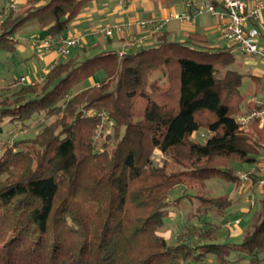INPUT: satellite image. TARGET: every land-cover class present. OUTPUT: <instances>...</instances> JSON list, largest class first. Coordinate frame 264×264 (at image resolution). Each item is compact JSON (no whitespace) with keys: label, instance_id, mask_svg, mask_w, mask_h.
<instances>
[{"label":"trees","instance_id":"obj_1","mask_svg":"<svg viewBox=\"0 0 264 264\" xmlns=\"http://www.w3.org/2000/svg\"><path fill=\"white\" fill-rule=\"evenodd\" d=\"M89 1L2 6L0 51H16L14 33L32 21L51 38L63 35ZM233 48L210 46L197 34L171 41L163 33L124 56L71 54L41 81L0 87V264H197L207 254L222 258L223 249L241 252L246 264L264 262V215L234 248L212 243L221 224L208 216L232 203L211 195L208 182L239 187L230 162L257 166L264 157L258 120L246 129L235 120L261 106L246 103L241 112L247 75L229 69ZM97 73L101 82L74 91ZM156 74L161 81L149 89ZM249 77L258 89L260 80ZM41 115L52 121L32 137L6 131ZM105 124L110 149L94 140L99 129L108 133ZM199 130L210 134L204 144L191 140ZM155 158L183 169L168 170V161ZM249 176L257 185L258 175ZM176 187L193 194L172 196ZM184 199L197 209L168 243L164 219Z\"/></svg>","mask_w":264,"mask_h":264},{"label":"rangeland","instance_id":"obj_2","mask_svg":"<svg viewBox=\"0 0 264 264\" xmlns=\"http://www.w3.org/2000/svg\"><path fill=\"white\" fill-rule=\"evenodd\" d=\"M11 1L12 0H0V8L2 6H8L12 7L15 11H20L23 4L14 0L13 2ZM93 4H97L99 8H103V6L105 7V5H107L111 11L118 7V3L114 0H96L94 3H90L89 7L95 6ZM113 21L114 19H109L105 15L101 16L99 14H95L92 17L91 22L86 21L85 18L72 21L69 25V32L73 33L74 31L80 30L82 34L86 35L84 37L86 45L87 42H90L91 40L102 44L103 42L106 43V41L100 39V36L92 35V33L116 23ZM32 24V22L26 23L14 33L13 37L17 40L16 51L13 53L0 51V87L8 84L12 85V82L16 80L20 85L24 84L27 81L25 80V82L22 83L19 80L21 77H29L31 80L34 78L33 73L35 71L40 74L42 72L43 74L49 68V65H46L45 52L42 51L40 47L35 49L32 46V39L42 36V30H35L32 28ZM227 45H229V43H227ZM232 52L235 56V63L230 65L229 69H233L245 75L250 73V71L257 69L264 71V64L260 62V59L255 57L249 58V56L245 57V55H243V53L236 47L232 49ZM91 55L93 54H90L89 56ZM82 57H85V55H81V58ZM245 58L252 59V62H245ZM103 77V73H97L94 77L78 84L74 91H80L90 86L93 81L101 82ZM160 81L159 75L156 74L151 79V85L149 89ZM16 87L11 88V92L14 91ZM240 91L245 96L244 103L241 107V112H243L245 110L246 103L252 104L253 99H258L264 102V79H262L261 86L258 89H254V85L251 84L249 76H246L240 86ZM35 118L37 119L27 122L26 124L29 126H25L24 129L21 128V130H19L20 128L18 129L14 125H9L6 128V131L12 133L13 135L32 137L44 125L49 124L52 121V119L46 121L43 119V115ZM105 125L108 127V133L103 129H99L94 140L96 142L97 148L105 146L106 148L110 149L114 143L112 140H106L105 137L112 131L109 124ZM201 135H203V137ZM208 136H210V134L206 130H199L193 134L191 140L199 144H204ZM164 160L168 161L169 163L168 170L181 171L183 169L181 166L173 164L169 158H155L156 163H161ZM229 166H231L237 173L240 182L243 181L241 178H247V180L241 183L239 187H236L233 183H227L219 179L209 181L207 184V190L211 193V195H227L231 199L232 203L228 210L226 209L222 213L211 211L209 212L208 216L210 218V222L213 225L216 223L221 224L219 231L221 234L216 240H212V243L226 244L234 248L242 242L243 236L248 231L252 230V225L256 223L260 215H264V209H262L261 206V201L264 200V189H260L256 184L253 185V181H251L249 176L250 174L258 175V165L253 166L250 164H239L238 162L231 161ZM183 189L184 188L182 187H176L172 193V196L179 197L184 193L193 194V191L187 192L183 191ZM172 209L174 212H171L170 215L164 219V226L161 229L163 236L168 241V243L174 241L176 234L181 228L184 227L186 213L195 212L197 209V204L184 199L176 207V209ZM228 220H238L239 224L233 225L230 228H226L224 227L223 223ZM223 253L224 254L222 258H218L213 254H207V256H205L197 264H246L248 262V259H244V255L236 250L223 249ZM240 258H242V260H240ZM261 264H264V262Z\"/></svg>","mask_w":264,"mask_h":264},{"label":"crops","instance_id":"obj_3","mask_svg":"<svg viewBox=\"0 0 264 264\" xmlns=\"http://www.w3.org/2000/svg\"><path fill=\"white\" fill-rule=\"evenodd\" d=\"M14 1L22 3L23 5L26 2V0H14ZM95 1L96 0L89 1L86 4V6L81 10L80 14L74 20H80L82 18H85L86 21L91 22L93 15L99 14L101 16L105 15L109 19L111 18L114 19L113 22L116 23H123V24L131 23L133 24V26L131 27L132 29L130 33H127L124 36H119V37L115 36L112 39H104L101 37L100 39L106 41V43L103 42L101 44L99 42L91 40L90 42H87V45L84 44L85 50L76 49L72 51L73 52L72 54L89 56L90 54H94L102 50L118 51L121 49L123 44L127 42V40H129L128 39L129 34H132L134 36L133 39H131L133 45H132V49L129 52H131L132 50L135 51L137 49H142L153 45L156 42V38L158 34H163V33H165L167 38L171 41H185L187 40L189 35L197 34L205 37L210 46L224 47V48L231 47V45H227V43L221 39L220 33L217 28L218 20L217 18H214L210 14L204 13L196 17L193 21H189L185 23H180L178 20L174 18H170L171 15L192 12L194 11L195 7L201 6L204 3H212L214 0H127L126 10L121 9L119 4H117L118 7L114 8L113 11H111L107 5H105V7L103 6V8H99L97 4H93L95 6L89 7L90 3H94ZM114 1L118 3V0H114ZM242 1L245 2L248 8H250L259 0H242ZM11 2H13V0ZM145 19L146 20L168 19V22L159 33L151 34L147 29H142L137 25L139 21ZM32 23H33L32 28H34L35 30L40 29L36 21H32ZM255 24H257L258 31L260 34V43L264 45V11H262L258 22ZM41 30H42V36L32 39L34 43V44L32 43V46L35 49L37 47H40L37 41H42L46 37H48L46 30L45 29H41ZM64 34H70L73 36H84V37L86 36L85 34H82L80 30L70 33L68 29V31ZM92 35L94 34L92 33ZM44 52H45L44 54L46 55L45 57L46 65H49L48 69H50L51 65L57 59L56 53L54 51H44ZM245 62L250 63L252 62V59L245 58ZM48 69L43 74L42 72L40 74L35 71L33 73L34 78L31 80L29 77H21V78H25L27 83L41 81L45 73L48 71ZM246 75L255 77L258 80H260L259 84L261 86L262 79H264V71L257 69L254 71H250V73H247ZM250 82L252 85L254 84L251 79ZM96 84H98V82L93 81V83H91L90 86ZM254 89H256L255 86Z\"/></svg>","mask_w":264,"mask_h":264},{"label":"built area","instance_id":"obj_4","mask_svg":"<svg viewBox=\"0 0 264 264\" xmlns=\"http://www.w3.org/2000/svg\"><path fill=\"white\" fill-rule=\"evenodd\" d=\"M213 3H204L201 6L195 7L194 11L184 14L171 15L170 18L178 20L180 23L193 21L196 17L206 13L210 14L218 20V31L220 37L229 45L236 47L245 56L255 57L260 59L264 64V45L260 43V34L258 29L253 25L258 22L260 14L264 11V0L257 1L252 7L248 8L242 0H214ZM121 9L126 10L127 0H118ZM190 5V4H189ZM168 19L157 20L148 19L142 20L137 25L142 29H147L151 34L159 33L167 24ZM131 23H115L106 26L96 32L94 35L100 36L104 39H111L115 36H124L130 33ZM133 35L129 34L127 42L123 44L118 50L119 56H124L132 49ZM43 51H54L57 59L51 65H55L60 59L67 58L71 55L72 51L83 47L85 44L84 36H73L70 34H63L59 37L51 38L46 37L42 41H37ZM22 83L25 78H21ZM252 103L261 106L258 110H250L235 117L236 123L240 129H246L254 120H258V128L264 130V102L253 99ZM203 137V135H201ZM258 182L257 185L260 189H264V157L261 158L257 166ZM243 181L247 178H241ZM224 227L230 228L233 225H238V220L225 221Z\"/></svg>","mask_w":264,"mask_h":264}]
</instances>
